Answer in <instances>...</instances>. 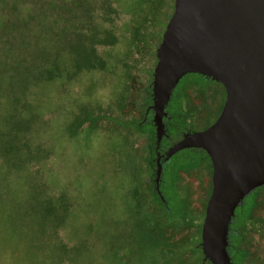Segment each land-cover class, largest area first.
<instances>
[{"label": "rangeland", "instance_id": "1", "mask_svg": "<svg viewBox=\"0 0 264 264\" xmlns=\"http://www.w3.org/2000/svg\"><path fill=\"white\" fill-rule=\"evenodd\" d=\"M119 1L130 14L134 7L138 12L128 27L125 23L121 26L122 42L127 40L124 37L128 32L137 33L143 28L153 32V37H161L170 16L171 0H157V8L149 14L146 11L145 26L139 20L142 15L136 5L138 0ZM122 47L118 42L107 49L108 64L104 69L84 71L71 79L57 77L33 86L25 110L14 109L6 98H0V195L13 201L16 207H8L17 214L23 200L31 199V193L49 182L75 190L65 237L72 243L94 244L86 264H179V256L165 243L167 227L163 223L162 227L154 225L155 202L148 195L146 178L133 175L129 169L126 155L130 127L112 111L113 103L124 102L129 94V72L124 65L128 54ZM49 113L52 116L47 123L38 118L36 126L42 133L37 138L31 132L25 145L18 143L25 131L18 129L20 124L31 130L35 114ZM11 143L14 146H9ZM43 149L55 151L54 166L42 161V171L29 170L26 166ZM7 183L12 185L7 187ZM4 207L7 204L0 203V214ZM28 211L35 221L37 213ZM7 237L5 234L3 239ZM15 246L22 248L23 244ZM4 264L9 262L5 260Z\"/></svg>", "mask_w": 264, "mask_h": 264}, {"label": "water", "instance_id": "2", "mask_svg": "<svg viewBox=\"0 0 264 264\" xmlns=\"http://www.w3.org/2000/svg\"><path fill=\"white\" fill-rule=\"evenodd\" d=\"M157 55L152 113L159 138L163 115L183 75L200 72L226 88L215 122L180 137L169 153L195 141L210 154L214 187L202 230L204 255L213 264H233L228 235L235 209L264 183V0H175ZM161 176L160 163L158 190Z\"/></svg>", "mask_w": 264, "mask_h": 264}, {"label": "trees", "instance_id": "3", "mask_svg": "<svg viewBox=\"0 0 264 264\" xmlns=\"http://www.w3.org/2000/svg\"><path fill=\"white\" fill-rule=\"evenodd\" d=\"M156 1L138 0L136 5L139 10L143 2L147 3L149 14ZM137 13L134 7L130 14L119 0H0V98H6L14 109L25 110L33 86L57 77L71 79L84 71L104 69L108 64L107 49L120 42L121 26L125 23L128 27ZM36 116L31 130L23 124L18 126L25 130L18 143L25 145L31 132L38 137L42 133L36 126L38 118L47 123L52 113ZM54 153L43 149L26 167L42 171V161L53 167ZM49 184L31 193V199L26 198L23 204L19 201L17 214L12 210L16 207L13 201L0 195V203L7 204L0 214V264L5 260L9 264H86L85 259L93 255V243H72L65 237L75 190ZM11 185L7 183V187ZM28 210L37 213L35 221ZM33 227L36 229L31 231ZM3 232L8 235L5 239Z\"/></svg>", "mask_w": 264, "mask_h": 264}, {"label": "flooded vegetation", "instance_id": "4", "mask_svg": "<svg viewBox=\"0 0 264 264\" xmlns=\"http://www.w3.org/2000/svg\"><path fill=\"white\" fill-rule=\"evenodd\" d=\"M170 4L167 23L175 0ZM146 6L143 2L139 8L142 15L139 20L144 26L148 24ZM166 26L159 39L143 28L129 33L124 37L125 42L120 40L122 51L128 54L124 65L129 72V94L124 102L116 100L112 111L130 127L127 163L133 175L147 180L148 195L155 202L154 225L167 227L166 245L179 256V264H213L204 255L202 245L206 208L214 187L212 158L195 141L182 144L173 153L169 151L180 137L203 131L215 122L224 107L227 91L211 76L186 73L169 100L163 115L164 131L158 137L152 113L153 74ZM160 163L162 176L158 190L155 178ZM228 252L233 264H264V183L253 187L238 203L229 230Z\"/></svg>", "mask_w": 264, "mask_h": 264}]
</instances>
